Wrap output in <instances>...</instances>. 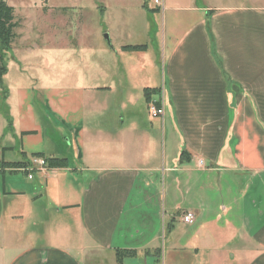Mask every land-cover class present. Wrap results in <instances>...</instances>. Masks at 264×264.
Wrapping results in <instances>:
<instances>
[{"label": "crops", "instance_id": "obj_1", "mask_svg": "<svg viewBox=\"0 0 264 264\" xmlns=\"http://www.w3.org/2000/svg\"><path fill=\"white\" fill-rule=\"evenodd\" d=\"M161 1L172 43L163 83L170 115L164 119L163 113L160 130L150 117L148 125L141 123L134 110L139 100L124 95L125 90L117 103L118 121L104 117L98 122L94 92L110 86L95 87L91 77L72 88L55 80L44 85V110L38 111L28 88L0 91V150L18 139L20 162L27 163L23 170L33 155L65 160L63 168L46 166L38 172L35 185L11 192L18 199H9L5 220L7 231L18 222L33 227L55 205L52 216L62 223L59 232L46 237L58 244L27 245L5 264H84L88 254L119 251L147 260L165 222L169 253L187 246L193 228L198 232L195 253L223 258L228 249V264H264V0ZM102 70L105 79L111 63ZM122 70L127 87L138 81L135 63H124ZM150 92L143 93L147 108L162 101L161 90L157 101ZM169 121L182 135L183 162L174 163L166 153ZM46 127L55 133L52 143ZM0 157L5 173L9 170L2 163L9 162L5 153ZM74 170L79 179L69 174ZM38 193L46 199L40 210ZM3 203L0 192V227ZM173 213L195 214L184 234H177L182 223Z\"/></svg>", "mask_w": 264, "mask_h": 264}, {"label": "rangeland", "instance_id": "obj_2", "mask_svg": "<svg viewBox=\"0 0 264 264\" xmlns=\"http://www.w3.org/2000/svg\"><path fill=\"white\" fill-rule=\"evenodd\" d=\"M4 1L14 9V20L18 26L15 29L16 38L11 49L3 54V65L7 72L0 77L2 94L8 93L7 90L10 87L22 85L32 93L34 110L38 111L44 104L43 93L40 90L44 88V85H50L55 80L60 82L59 87L72 88L78 80L84 78L86 84L88 78L91 77L93 79L90 82L95 87L110 86L109 91L97 90L98 92H94L98 93L95 96L99 109L93 110L97 112V116L94 118L98 122L102 121L104 117L118 121L117 116L120 110L117 103L125 90L124 95H130L133 99L139 100L135 104L134 110L139 113L138 118L141 123L148 125L150 117L153 126L161 129V117L151 116L143 93L145 89H149L152 100L157 101L159 90H161L160 98L162 99L164 119L168 118L170 115L168 94L166 96L163 83L164 79L167 82L164 66L166 54L172 42L168 37V12L162 11V5L156 6L153 0ZM130 44L144 45L147 50L135 52L120 50V46ZM127 62L135 63L141 71L140 75L138 73L136 76L140 80L138 79L135 83L132 81L128 87L122 70V65ZM106 63H111V70L109 76L107 75V78L103 79L101 70ZM102 72L104 73L103 70ZM88 110L90 109L88 108ZM46 130L48 139L50 142L53 141L55 133L51 128L46 127ZM180 134L172 121H169V129H167L165 137V150L167 154L171 153L174 163L183 162L182 158L186 154L182 146L185 144L181 143L182 135ZM7 141V139L3 141L4 148V145L8 144ZM50 142L48 141V145H51L52 142ZM6 147L8 149H1L0 154L5 153V161L9 162V165L23 161L24 157L20 153L18 139H12ZM30 157L28 155L27 159ZM62 158L65 157L62 156ZM6 168L9 171L0 172V192L4 197L3 210L5 209L4 221L0 227V248H2L0 264H5L27 245L43 246L48 241L49 244L50 242L58 244L56 239H48L46 235L50 234L51 236L52 232H59V224L62 223L52 216L53 209H57L55 205H49L51 213L46 219L34 217L37 220L36 226H30L28 221L24 224L18 222L17 225L21 227L15 226L12 230L7 231L8 225L5 220L10 204L8 201L12 198L18 199L11 192H20L21 187L35 185L38 180V172L32 173L36 177L31 182L27 180L25 169L9 166ZM69 174L76 179L80 178L78 171L74 170ZM35 200L39 201L35 207L40 210L44 206L42 203L46 202L44 195L38 193ZM25 202L23 206H25ZM173 217L176 223H182L177 232L180 235L185 231L186 224L181 214L173 213ZM47 220L49 224L46 223ZM166 224L165 222L162 237L150 246V256L147 257V260H144L143 255L137 258L123 256L121 261H117V257L113 253L102 252L94 253V256L88 254V259L83 262L84 264H228V249H226L223 258L219 254H212V252L209 257H206L205 253L192 251V245L197 244L195 236L198 233L194 232L193 228L190 229L193 231L189 236L193 235L194 238L189 237V241L184 242L187 246L169 253L164 246V234H168V224ZM7 232L9 237L6 240ZM23 236H26L27 241H22Z\"/></svg>", "mask_w": 264, "mask_h": 264}, {"label": "trees", "instance_id": "obj_3", "mask_svg": "<svg viewBox=\"0 0 264 264\" xmlns=\"http://www.w3.org/2000/svg\"><path fill=\"white\" fill-rule=\"evenodd\" d=\"M14 9L7 5L4 0H0V77L5 74L6 68L3 65V54L5 51L11 49V45L16 38L15 29L18 24L14 20ZM124 50L141 51L145 49L144 46L141 47H124ZM31 133H23L22 135H28ZM33 157H42V155H33ZM46 164L50 168H63L65 167L64 159H45ZM4 166H9L11 168H22L27 163L26 162H16L12 163H2ZM123 256L132 257L134 252L131 251H119L116 253L117 261H121Z\"/></svg>", "mask_w": 264, "mask_h": 264}, {"label": "built area", "instance_id": "obj_4", "mask_svg": "<svg viewBox=\"0 0 264 264\" xmlns=\"http://www.w3.org/2000/svg\"><path fill=\"white\" fill-rule=\"evenodd\" d=\"M153 3L156 6H161V0H153ZM148 110L153 117H163V106L161 101L158 102H150L148 106ZM46 161L42 157H32L30 159L29 165L25 168V170L28 172L27 178H32L33 172H42L46 169ZM184 223L191 224L193 222V214L192 213H186L183 216Z\"/></svg>", "mask_w": 264, "mask_h": 264}, {"label": "water", "instance_id": "obj_5", "mask_svg": "<svg viewBox=\"0 0 264 264\" xmlns=\"http://www.w3.org/2000/svg\"><path fill=\"white\" fill-rule=\"evenodd\" d=\"M105 38H106V39H108V37H107V36H105Z\"/></svg>", "mask_w": 264, "mask_h": 264}]
</instances>
